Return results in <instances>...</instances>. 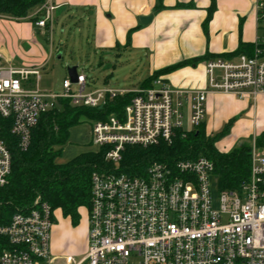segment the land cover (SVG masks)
<instances>
[{
  "label": "built area",
  "instance_id": "built-area-1",
  "mask_svg": "<svg viewBox=\"0 0 264 264\" xmlns=\"http://www.w3.org/2000/svg\"><path fill=\"white\" fill-rule=\"evenodd\" d=\"M56 9L52 0H46L32 13L40 16L36 26L47 31L51 50ZM257 9L264 25V2H258ZM46 63L0 64V187L8 184L12 170L3 125L27 151L33 129L59 98L98 108L131 92L86 91L88 78L79 72L76 83L70 76L64 80L61 94L42 91L39 82ZM206 70L204 89L174 88L159 77L150 87L133 91L122 116L111 114L92 125L94 151L105 148L106 161L115 167L92 174L88 251L78 261L67 257L65 264H130L133 256L140 264H264V153L256 141L249 177L236 190L219 189L215 164L205 156L155 162L140 176L116 169L127 146L171 144L179 131L186 135L201 127L209 92L239 98L264 94V37L258 38L252 54L208 60ZM54 212L37 197L33 207L18 211L8 225L0 226L4 239L0 264H53Z\"/></svg>",
  "mask_w": 264,
  "mask_h": 264
},
{
  "label": "crops",
  "instance_id": "crops-1",
  "mask_svg": "<svg viewBox=\"0 0 264 264\" xmlns=\"http://www.w3.org/2000/svg\"><path fill=\"white\" fill-rule=\"evenodd\" d=\"M260 1L264 2L52 0L60 16L81 17L80 21L88 27L91 33L89 37L92 35V45L97 52L113 53L120 57L127 53L135 63L136 60L143 63L146 57L148 76L145 80L159 70L197 59L196 63L160 76L172 87L186 90L207 87L208 60L230 59L240 50L247 53L251 51V46H255L258 38L262 37L257 9ZM148 15H152L151 21L142 24L140 17ZM40 36L46 41L47 31L38 28L34 22L0 16V62L13 67L42 66L45 62L47 65L54 52L47 48ZM143 85L141 83L137 88L121 90L147 88ZM248 100H264V94L256 98H239L233 94L209 92L204 131L209 135L221 133L225 124L240 110L235 105ZM233 149V143H226V147L220 151L229 152ZM57 211L62 220L60 224H73L71 217L64 216L60 209ZM57 231L55 237L59 235L60 230ZM60 249L57 243L51 244L52 252H60Z\"/></svg>",
  "mask_w": 264,
  "mask_h": 264
},
{
  "label": "trees",
  "instance_id": "trees-1",
  "mask_svg": "<svg viewBox=\"0 0 264 264\" xmlns=\"http://www.w3.org/2000/svg\"><path fill=\"white\" fill-rule=\"evenodd\" d=\"M45 2L46 0H0V16L19 21L30 20L36 24L40 16L34 17L32 13ZM259 22L263 28L262 18H259ZM253 49L254 46H251L249 53L240 50L236 55L252 54ZM197 61L189 60L159 70L143 81V87H150L161 75ZM134 96L133 91L117 95L98 108L75 105L69 98H59L57 106L44 113L33 129L31 145L27 151L19 148L9 126L3 125L2 136L11 151L12 170L8 184L0 187V226L8 225L18 211L33 207L37 197L49 203L52 210L60 209L64 216L71 217L72 222L77 223L80 219L79 209L91 203L92 174L111 169L115 165L106 161L105 148L83 152L66 163H57L56 160L62 154L73 127L105 121L111 114L122 116L124 108ZM232 123L233 121H229L226 124L221 135L229 131ZM203 126L202 124L186 135L179 131L171 144L161 142L149 147L127 146L116 169L120 173L140 176L155 162L174 163L179 159L205 156L215 164L220 190L239 189L249 177L251 146L244 145L222 152L216 147L218 135L208 136ZM257 141L264 143V139ZM3 242L4 239L0 236V243Z\"/></svg>",
  "mask_w": 264,
  "mask_h": 264
},
{
  "label": "rangeland",
  "instance_id": "rangeland-1",
  "mask_svg": "<svg viewBox=\"0 0 264 264\" xmlns=\"http://www.w3.org/2000/svg\"><path fill=\"white\" fill-rule=\"evenodd\" d=\"M80 20L79 16L70 18L60 16L57 11L55 12L52 37L54 53L42 70L40 89L51 94H61L64 91V80L69 77V67H77L79 73H84L87 76L86 91L109 87L118 90L139 87L148 76V70L145 68L146 57H144L143 63L136 60L137 66L127 53L120 57L113 53L97 52L92 45V35L89 37L91 33H89L88 27L84 26ZM261 31V36L264 37V27L261 28ZM40 39L50 49L49 36L46 41L41 36ZM59 54L61 58L58 57ZM0 64L8 66L5 62H0ZM73 88L76 89V85ZM235 106L240 110L229 120L233 123L227 133L221 135L223 128L221 133L206 134L208 136L218 135L216 143L219 150L224 149L226 143H233L236 148L244 145L252 146L256 141L259 151L264 153V143L261 144L257 141V139H264V100L256 102L248 100ZM187 127H189L188 123ZM96 149L97 147L92 143L91 124L83 123L70 130L69 140L56 161L57 163H66L83 152ZM87 209L88 206L79 209L80 219L77 223L72 222L73 224H60L62 222L60 212L57 211L58 209L55 210L51 244L57 243L61 249L60 252L51 251L53 264H58V261H60L59 264H65V260L69 256L78 261L87 253L89 240ZM56 218H58V224H56ZM57 230L60 232L55 237V234L58 233ZM130 264H140V259L133 256L130 259Z\"/></svg>",
  "mask_w": 264,
  "mask_h": 264
},
{
  "label": "water",
  "instance_id": "water-1",
  "mask_svg": "<svg viewBox=\"0 0 264 264\" xmlns=\"http://www.w3.org/2000/svg\"><path fill=\"white\" fill-rule=\"evenodd\" d=\"M152 19V15H148V16H141L140 17V21L142 22V24H149V22ZM59 58H61V55L58 56ZM68 74L71 78V81L73 83H76L78 81V70L77 67H69L68 68Z\"/></svg>",
  "mask_w": 264,
  "mask_h": 264
}]
</instances>
